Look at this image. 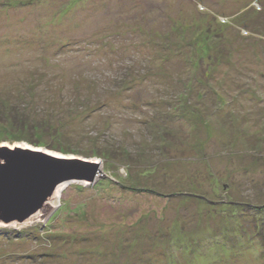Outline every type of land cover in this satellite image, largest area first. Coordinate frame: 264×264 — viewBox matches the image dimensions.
I'll return each instance as SVG.
<instances>
[{
  "label": "rangeland",
  "instance_id": "374dc122",
  "mask_svg": "<svg viewBox=\"0 0 264 264\" xmlns=\"http://www.w3.org/2000/svg\"><path fill=\"white\" fill-rule=\"evenodd\" d=\"M245 5L264 0H0V150L82 164L0 225V264H264V28Z\"/></svg>",
  "mask_w": 264,
  "mask_h": 264
},
{
  "label": "water",
  "instance_id": "95a60500",
  "mask_svg": "<svg viewBox=\"0 0 264 264\" xmlns=\"http://www.w3.org/2000/svg\"><path fill=\"white\" fill-rule=\"evenodd\" d=\"M1 150H4V163L0 165V225L4 227L37 214L56 186L76 179L77 166L82 165L40 151ZM86 165L96 170L97 166ZM92 176L87 174L85 178L91 180Z\"/></svg>",
  "mask_w": 264,
  "mask_h": 264
},
{
  "label": "trees",
  "instance_id": "16d2710c",
  "mask_svg": "<svg viewBox=\"0 0 264 264\" xmlns=\"http://www.w3.org/2000/svg\"><path fill=\"white\" fill-rule=\"evenodd\" d=\"M3 6H5V5H3ZM245 6H246L245 8L243 6L242 10L245 11L246 14H248L250 16V18L248 19V24H249V27L248 28L253 29V27H256V28L258 27V26H255L254 25L255 22H253V20H255V18L256 19L262 18V20L259 21V25L264 28V8L262 9V11H257V10L254 11V10H251L249 8V6H247V5H245ZM217 24L221 25L222 23L221 22H218ZM22 120L24 121V116H22ZM16 126L17 125H15L14 127H16ZM50 148L51 147L49 146V149ZM50 150H52V148ZM43 256H46V255H42V257ZM30 257H33V255L30 256Z\"/></svg>",
  "mask_w": 264,
  "mask_h": 264
},
{
  "label": "bare ground",
  "instance_id": "6f19581e",
  "mask_svg": "<svg viewBox=\"0 0 264 264\" xmlns=\"http://www.w3.org/2000/svg\"><path fill=\"white\" fill-rule=\"evenodd\" d=\"M51 156H53L52 154H51ZM55 157V156H54ZM58 159H59V157H57ZM65 160H66V158H64ZM60 191L61 190H58V193H57V197L56 198H58L59 197V193H60ZM56 200V199H55ZM36 216V215H35ZM29 219H31V218H28V220ZM27 222V219L26 220H24L22 223H13L12 225H10L9 227H14V226H17V225H19V224H23V223H26ZM4 227V226H3Z\"/></svg>",
  "mask_w": 264,
  "mask_h": 264
}]
</instances>
